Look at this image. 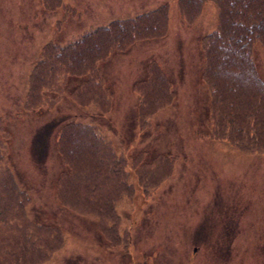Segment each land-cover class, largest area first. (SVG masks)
I'll return each instance as SVG.
<instances>
[{
	"label": "rangeland",
	"instance_id": "obj_1",
	"mask_svg": "<svg viewBox=\"0 0 264 264\" xmlns=\"http://www.w3.org/2000/svg\"><path fill=\"white\" fill-rule=\"evenodd\" d=\"M63 2L56 9L52 1L47 7L42 0H0V138L20 188L32 198L30 212L60 233L53 235L59 252L48 264H264V154L213 140L203 125L210 98L201 77L200 43L216 26L215 5L209 4L201 17L188 23L181 17L178 0ZM165 4L172 14L165 36L114 50L111 62L103 65L98 91L94 89L87 102L76 97L80 80L87 79L62 74L71 70L63 61L65 67L50 75L54 86L44 90L50 92L52 108L43 105L25 113L28 74L46 44H76L78 39L80 43L81 35L92 27ZM254 52L264 81V46L256 44ZM153 60L171 79L176 98L151 120L148 130L141 131L134 118V92ZM67 77L66 87H60ZM27 96L28 104L29 90ZM69 122H98L113 130L115 143V135L122 134L120 153L129 161L127 182L136 186L128 201L123 193L117 199L122 226L116 218L103 220L92 211L70 210L56 199L55 184L67 169L56 153L55 135ZM159 155L173 157L175 171L157 197L146 199L139 175L152 171L148 163ZM1 165L9 175L8 165ZM157 173L156 167L151 176ZM7 188L0 192L11 193ZM7 218L2 217L1 227H6ZM237 224L239 232L230 243ZM117 226L132 235L127 250L116 231H108Z\"/></svg>",
	"mask_w": 264,
	"mask_h": 264
},
{
	"label": "trees",
	"instance_id": "obj_2",
	"mask_svg": "<svg viewBox=\"0 0 264 264\" xmlns=\"http://www.w3.org/2000/svg\"><path fill=\"white\" fill-rule=\"evenodd\" d=\"M42 1L47 7L52 1L56 9L62 2ZM209 4L217 9V23L201 46L205 54L203 79L210 93L211 137L250 154H264V82L254 62L255 44L264 45V0L178 1L181 17L188 23L201 17ZM169 20V6L166 5L133 19L109 23L80 43L67 47L46 46L29 77L30 101L36 99V107L42 104L43 92L41 96L38 92L54 86H50L55 81L50 75L56 74L59 67H65V61L71 70L62 74L87 79L76 93L77 98L83 95L82 101L87 102L93 90L98 91L100 86L96 77L98 69L93 64L95 53L99 49L107 52L113 42L123 46L139 40L160 39L168 29ZM137 90L139 114L143 117L169 105L174 97L170 80L157 65L149 69ZM56 148L61 161L71 171L69 175L74 178L75 199L63 205L70 209L78 204L90 206L100 219H118L117 199L120 193L123 198L130 197L134 185L127 182L128 161L115 151L103 131L89 123H66L56 133ZM169 166H165V172L169 171ZM1 170L0 190L8 187L12 192H0V223L4 221L3 216L8 217L6 227L0 225V264H44L57 251L53 235L58 236L59 231L27 216L30 196L16 185L12 176L4 175ZM151 172L143 171L139 175L147 195L161 184L163 177V172L158 171L159 174L153 176ZM66 180L64 177L62 185ZM117 228L112 229V233Z\"/></svg>",
	"mask_w": 264,
	"mask_h": 264
}]
</instances>
